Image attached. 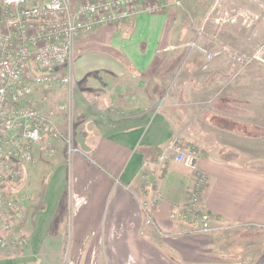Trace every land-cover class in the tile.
Returning a JSON list of instances; mask_svg holds the SVG:
<instances>
[{
	"label": "crops",
	"instance_id": "0c3cea01",
	"mask_svg": "<svg viewBox=\"0 0 264 264\" xmlns=\"http://www.w3.org/2000/svg\"><path fill=\"white\" fill-rule=\"evenodd\" d=\"M165 2L169 8L174 7H171L174 0ZM174 13L167 14L166 9L140 13L131 21L101 27L77 41L73 77L77 87L86 84L85 93L82 89L78 92L88 98L87 111L91 116L88 127L76 138L78 151L70 157V164L65 157L63 138L56 141L46 138L35 150L34 163H16L24 177L19 185L6 181L3 190L6 195L11 194L12 199H20L24 208H29L21 227L28 236L30 250L26 255L29 259L22 261L24 253L17 259L0 258V264H62L66 238L59 217L65 206L68 179L74 205L67 225L72 232V245H84L81 242L91 234L100 233L98 241L105 248L107 264L139 261L162 264L158 251L141 233L143 224L148 222L168 246L188 261L186 238L189 237L187 231L191 230L186 228L190 225L173 221L171 213L188 201L195 171L171 161L167 163L165 175L159 176L162 168L159 169V151L174 140V126L159 113L149 116L140 113L120 116L118 122L105 125L108 129H104L94 122L102 108L91 106L94 102L107 104L125 98L132 88H145L144 77L154 70L160 54H165L175 38L174 31L171 32ZM36 101L40 104L41 99ZM218 118L229 127L219 129L241 134L238 122L223 115ZM55 121L65 134L64 113L55 111ZM47 142L53 146L48 151L54 155L44 166L43 146ZM32 164L38 171H31ZM196 171L207 178L200 208L208 211L217 224L264 226V171L207 158L198 159ZM45 172L44 187L35 185V173ZM154 183H157L159 198L149 217L140 208V200L151 201L152 194L143 193L142 187ZM34 192L37 201L30 206L27 199Z\"/></svg>",
	"mask_w": 264,
	"mask_h": 264
},
{
	"label": "rangeland",
	"instance_id": "374dc122",
	"mask_svg": "<svg viewBox=\"0 0 264 264\" xmlns=\"http://www.w3.org/2000/svg\"><path fill=\"white\" fill-rule=\"evenodd\" d=\"M174 1L171 7L174 5L175 8L166 6L165 9L167 14L175 12L171 29L175 38L165 54H160L154 70L144 77L145 88H132L125 98L115 99L113 103L94 102L91 106L102 108L99 115L96 112L94 122L108 129L105 125H113L123 115L159 113L174 126V140L198 159L232 162L264 171V0ZM77 54L76 50V59ZM76 85L72 73L69 86L45 89L36 99H41L38 105L42 109L52 110L72 99V139L78 151L76 138L87 129L90 115L86 103L88 98L78 92L82 89L85 93L86 84ZM218 115L238 122L241 134L219 129L212 120V117H217L215 121L218 123ZM63 136L65 134H62L65 145ZM43 147L42 164L46 166L54 155L48 151L53 146L47 142ZM65 152L67 164H70V157L75 152L70 155L66 145ZM166 164H160L159 169ZM34 165L29 166L32 172ZM15 171L16 177L7 182H18L19 185L24 176L21 170L16 168ZM46 173H35V185L44 187ZM67 184L65 206L59 217V223L65 227L63 234L66 238L62 264H107L105 248L98 241L100 233L91 234L81 242L84 245H72V232L67 228L74 208L69 179ZM150 186L144 184L143 193ZM11 187L14 188L13 183ZM7 196L12 198L11 194ZM15 200L19 209L0 210V258L17 259L25 253L21 258L25 261L29 259L26 251L30 248L28 236L21 227L29 208H24L20 199ZM36 201L34 192L27 202L31 206ZM140 208L147 214L150 202L140 200ZM143 226L141 233L158 251L162 264H264V226L224 225L213 219L209 233L193 231L195 235L189 234L186 238L188 261L168 246L148 222ZM186 229H191V226ZM35 253L39 255L37 251ZM134 263L146 264L142 261Z\"/></svg>",
	"mask_w": 264,
	"mask_h": 264
},
{
	"label": "built area",
	"instance_id": "2783aa9c",
	"mask_svg": "<svg viewBox=\"0 0 264 264\" xmlns=\"http://www.w3.org/2000/svg\"><path fill=\"white\" fill-rule=\"evenodd\" d=\"M166 6L165 0H0L1 211L19 209L3 190L4 183L16 177V163H34L35 150L46 138H62L55 111L65 115L68 153L77 151L72 139V99L47 111L35 99L45 89L69 86L77 41L101 27L119 26L140 13L164 11ZM171 161L195 171L186 206L173 210L171 219L187 223L192 232L209 233L213 218L199 208L207 178L196 171L198 157L173 140L158 156L159 164Z\"/></svg>",
	"mask_w": 264,
	"mask_h": 264
},
{
	"label": "trees",
	"instance_id": "16d2710c",
	"mask_svg": "<svg viewBox=\"0 0 264 264\" xmlns=\"http://www.w3.org/2000/svg\"><path fill=\"white\" fill-rule=\"evenodd\" d=\"M213 119V123L218 125V127H223V128H229V127H225V125L227 126V123L225 121H222L221 119L218 118V123L215 121L217 117H212ZM229 126V125H228ZM160 150V149H159ZM160 153L162 152V150L159 151ZM159 153V154H160ZM167 172V164L161 169L160 172V177L164 176L165 173ZM150 190V191H149ZM152 192V196H151V201H150V210L147 211L149 217H151L152 214V210L155 208L156 204H157V200H158V193H157V183H154L153 185H151L149 187V189H144V193H151ZM183 206H186V204H183ZM211 215V214H210ZM186 233V232H184ZM193 233L192 231H187V234Z\"/></svg>",
	"mask_w": 264,
	"mask_h": 264
}]
</instances>
